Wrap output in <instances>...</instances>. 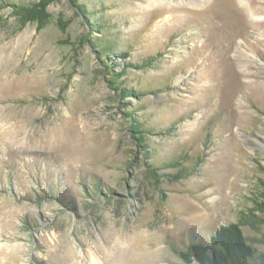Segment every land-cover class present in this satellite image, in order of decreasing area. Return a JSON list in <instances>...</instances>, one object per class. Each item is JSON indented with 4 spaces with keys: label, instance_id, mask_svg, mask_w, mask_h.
<instances>
[{
    "label": "rangeland",
    "instance_id": "1",
    "mask_svg": "<svg viewBox=\"0 0 264 264\" xmlns=\"http://www.w3.org/2000/svg\"><path fill=\"white\" fill-rule=\"evenodd\" d=\"M230 223L264 264V0H0V264H188Z\"/></svg>",
    "mask_w": 264,
    "mask_h": 264
},
{
    "label": "trees",
    "instance_id": "2",
    "mask_svg": "<svg viewBox=\"0 0 264 264\" xmlns=\"http://www.w3.org/2000/svg\"><path fill=\"white\" fill-rule=\"evenodd\" d=\"M16 6L21 16L29 21L36 19L35 16L40 13L39 5H36V9L33 5L22 3ZM110 51L113 52V48ZM126 90L123 89V92ZM135 129L139 135H142L140 127ZM179 254L188 264L194 262L198 264H259L256 259V249L249 243L241 226L237 223L221 226L211 235L207 244L192 242Z\"/></svg>",
    "mask_w": 264,
    "mask_h": 264
},
{
    "label": "bare ground",
    "instance_id": "3",
    "mask_svg": "<svg viewBox=\"0 0 264 264\" xmlns=\"http://www.w3.org/2000/svg\"><path fill=\"white\" fill-rule=\"evenodd\" d=\"M184 1V0H183ZM206 0H189V4H192V5H195V6H198V5H201L205 2ZM248 4V2H247ZM91 264H103L99 259L95 258V257H92L91 259Z\"/></svg>",
    "mask_w": 264,
    "mask_h": 264
}]
</instances>
